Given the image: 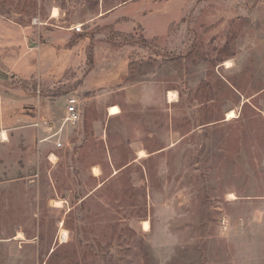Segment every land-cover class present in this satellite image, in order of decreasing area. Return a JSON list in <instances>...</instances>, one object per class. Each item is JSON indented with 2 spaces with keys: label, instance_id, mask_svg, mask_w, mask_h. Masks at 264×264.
<instances>
[{
  "label": "rangeland",
  "instance_id": "obj_1",
  "mask_svg": "<svg viewBox=\"0 0 264 264\" xmlns=\"http://www.w3.org/2000/svg\"><path fill=\"white\" fill-rule=\"evenodd\" d=\"M3 44L0 264H264V0H0Z\"/></svg>",
  "mask_w": 264,
  "mask_h": 264
},
{
  "label": "crops",
  "instance_id": "obj_2",
  "mask_svg": "<svg viewBox=\"0 0 264 264\" xmlns=\"http://www.w3.org/2000/svg\"><path fill=\"white\" fill-rule=\"evenodd\" d=\"M55 10H57L58 11V16L56 17L54 14V11ZM61 17H62V14H61V12H59V10H58V8H53V10H51V12H50V15H49V20H48V23H51V26H53V25H56L59 21H60V19H61ZM7 26V25H6ZM49 25L47 24V23H45V24H41V27H43L44 28V30L46 31H44L45 33V39H44V41L46 42V43H48L47 45H50V46H54L56 43H58V41H59V32H57V31H55V30H49V29H47V27H48ZM6 28H10V30H11V27H6ZM13 29V28H12ZM15 29V28H14ZM13 29V30H14ZM16 30V29H15ZM70 32H72V30L70 31ZM74 32V31H73ZM49 37H50V39H49ZM13 48V46H11V45H6V44H3V45H1L0 46V82H6L7 81V77L9 76V71L8 70H6V68H4L3 66H5L4 64H3V62L5 61V57L7 56V50H10V49H12ZM41 49H42V46H41ZM41 49H39V50H41ZM35 50L36 49H33V52H35ZM6 52V53H5ZM12 52V51H11ZM10 52V53H11ZM32 52V53H33ZM9 53V52H8ZM9 55V54H8ZM111 116V115H110ZM39 134L42 136V135H44L43 134V129L41 128V130H39ZM2 135V134H1ZM44 137V136H43Z\"/></svg>",
  "mask_w": 264,
  "mask_h": 264
},
{
  "label": "built area",
  "instance_id": "obj_3",
  "mask_svg": "<svg viewBox=\"0 0 264 264\" xmlns=\"http://www.w3.org/2000/svg\"><path fill=\"white\" fill-rule=\"evenodd\" d=\"M82 28H83L82 25H79V26L74 28V31L76 33H81ZM80 107H81V103L75 96H71L67 99L65 115L62 118V121H63L62 124L64 127L65 126H75L81 121L82 112H81ZM59 134H60V132L54 134L53 137L43 139L42 143L49 141L51 138H54V137L58 136ZM54 145H55L56 149H62L64 147V144H63L61 138L58 139L57 141H55Z\"/></svg>",
  "mask_w": 264,
  "mask_h": 264
},
{
  "label": "bare ground",
  "instance_id": "obj_4",
  "mask_svg": "<svg viewBox=\"0 0 264 264\" xmlns=\"http://www.w3.org/2000/svg\"><path fill=\"white\" fill-rule=\"evenodd\" d=\"M56 17L58 16V12L57 11H55V14H54ZM227 65V67L229 68V64H226ZM231 67V66H230ZM172 94H169V99L170 98H172ZM173 101V100H172ZM121 112H120V109L119 108H117V107H113L112 109H111V112H110V115L111 116H116V115H119ZM234 118H236V114L234 113V112H230L229 114H228V120H232V119H234ZM2 137H3V140H7V136H6V134L5 133H3L2 134ZM146 156V154L144 153V152H141V157H145ZM145 229L146 230H149V223L148 222H145ZM63 236L64 237H66V233H64L63 234Z\"/></svg>",
  "mask_w": 264,
  "mask_h": 264
}]
</instances>
